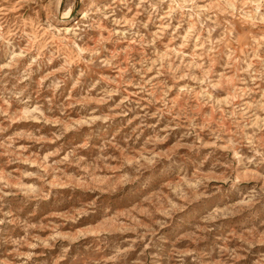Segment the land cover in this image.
<instances>
[{
	"label": "rangeland",
	"instance_id": "1",
	"mask_svg": "<svg viewBox=\"0 0 264 264\" xmlns=\"http://www.w3.org/2000/svg\"><path fill=\"white\" fill-rule=\"evenodd\" d=\"M0 264H264V0H0Z\"/></svg>",
	"mask_w": 264,
	"mask_h": 264
},
{
	"label": "bare ground",
	"instance_id": "2",
	"mask_svg": "<svg viewBox=\"0 0 264 264\" xmlns=\"http://www.w3.org/2000/svg\"><path fill=\"white\" fill-rule=\"evenodd\" d=\"M63 19H64V20H68V19H69V16H68V14H67V15H65V16L63 17Z\"/></svg>",
	"mask_w": 264,
	"mask_h": 264
}]
</instances>
